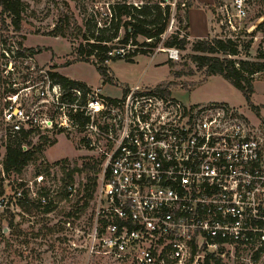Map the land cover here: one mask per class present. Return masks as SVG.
Listing matches in <instances>:
<instances>
[{"label":"built area","instance_id":"2783aa9c","mask_svg":"<svg viewBox=\"0 0 264 264\" xmlns=\"http://www.w3.org/2000/svg\"><path fill=\"white\" fill-rule=\"evenodd\" d=\"M178 1L160 2L170 7L162 40L186 37L175 16ZM218 12L235 29L234 20L246 16L245 0L222 3ZM161 50L179 59L176 48L158 46L151 55ZM12 64H2L5 75ZM37 73L40 80L30 83V74L4 91V128L6 135L81 132L100 150L88 256L120 264H212V257L223 262L237 248L264 253L263 125L224 102L186 103L138 84L109 97L100 88L62 86L48 70Z\"/></svg>","mask_w":264,"mask_h":264},{"label":"rangeland","instance_id":"374dc122","mask_svg":"<svg viewBox=\"0 0 264 264\" xmlns=\"http://www.w3.org/2000/svg\"><path fill=\"white\" fill-rule=\"evenodd\" d=\"M22 1L24 9L19 30L14 29L11 18L0 9V264H120L105 257L87 254L88 234L95 217L94 193L85 210L81 214L77 213L78 218L66 215L84 194L83 184L87 173L93 176V172L86 169V166L101 161L100 150L87 144L81 132L52 130L34 133L30 138L32 145L40 146L41 149L37 157L24 167L19 176L6 177L3 174L6 131L2 119V97L9 83L15 81L19 82L18 86H22L23 80L30 74V83L36 82L41 79L37 73L39 68L47 71L57 66L61 74L73 78L82 76L96 88L104 84V90L110 95H119V89L124 86L138 84L153 87L160 83L169 84L170 92L183 102H224L236 108L239 115L248 122L264 126V71L254 75L251 101L255 109L248 105L241 91L227 79L221 75L208 76L204 70L196 69L189 58L190 45L184 50H178L179 59L176 61L168 59L165 50L157 51L154 57V54H138L132 62L125 59L111 60L107 64L110 75L114 76V83L103 81L92 63L76 61L70 64L74 59L73 47L79 43L80 38L54 36L51 31L55 23L67 14L73 27H83L85 18L91 24H99L109 16L110 4L117 1L140 4L144 0ZM230 1L215 0L208 8L212 13V27L207 37L231 36L242 44L248 40L249 31L261 21L262 17H258V14L264 12V0H245L246 16L234 20L235 29L221 22L223 17L218 12L220 4L229 6ZM191 2L194 5L195 0ZM261 34L257 32L249 51L241 50L238 57L254 58ZM188 40L192 42L194 39ZM15 47L25 52L26 49L36 51L32 55L33 60H22L20 53L14 51ZM118 50L114 49L110 54L114 55ZM8 59L13 61L14 70L5 75L2 64ZM100 163L96 165L98 170ZM74 167L81 169L72 175V184L78 192L74 190L63 197L66 173ZM36 172L41 174L36 175ZM18 182L24 185L16 188ZM43 190H47L48 197L53 200L54 210L49 213H43L41 209L32 210L31 213L23 211L17 201L18 198L23 200L22 191H26L27 198L36 199L37 192ZM83 201L84 198L80 199L79 204ZM239 250L237 248L234 254L225 257L223 264H264V253L250 256Z\"/></svg>","mask_w":264,"mask_h":264},{"label":"trees","instance_id":"16d2710c","mask_svg":"<svg viewBox=\"0 0 264 264\" xmlns=\"http://www.w3.org/2000/svg\"><path fill=\"white\" fill-rule=\"evenodd\" d=\"M163 0H144L140 4H134L128 1H117L110 4L109 16L99 23L91 24L90 20L84 19L83 27H73L67 14H64L54 25L51 33L62 37L70 36L80 38L79 43L73 47V61H83L92 63L103 81L112 82L109 75V66L107 62L117 59H125L133 61L138 54L151 55L154 50L160 46L165 48H176L184 50L190 45V60L195 64L196 69L204 70L208 76L221 75L227 79L235 88L241 91L248 105L256 106L251 101V94L254 91V75L260 71H264V12L258 14L262 17L254 28L248 33V40L240 44L233 37H205L194 39L189 42L186 37H178L177 34H170L163 40L161 34L164 33L168 19L170 16L169 5L161 6ZM193 3L191 0H179L175 7V16L179 25L187 30V9ZM0 9L2 13H6L11 18V23L15 30L20 29L21 14L24 9L22 0H0ZM183 13V14H182ZM97 34H94V33ZM257 32H261V41L256 50L254 58L238 57L241 50L249 51L254 37ZM147 39H150L147 41ZM130 46L129 49L127 47ZM123 49L124 53H110L114 50ZM33 55L36 53L33 49H26ZM169 62L172 67L171 61ZM48 70V75L55 82L62 86H87L79 81L67 78L58 71ZM155 89L162 94L169 95V84H158ZM38 130H20L14 135L7 134L5 140V152L2 159V171L6 177L11 175L19 176L26 165L32 162L38 152L40 146L32 145L30 140L34 133ZM26 145V148L24 147ZM94 161V160H93ZM101 162V161H100ZM96 161L91 165H87L86 169L93 172V176L87 173L86 182L83 184L84 194L72 205L71 210L67 212V216L78 218L77 213L81 214L87 207L88 201L92 198L96 188L97 174L99 172L96 167L100 163ZM75 171H81L80 168L74 167L71 172L66 173L67 178L64 179L63 197L71 193L66 189L67 185L72 184V175ZM41 174L36 172V175ZM23 182H18L16 188L22 187ZM78 189H75L76 192ZM22 201L18 198L19 206L23 211L31 213L32 210L41 209L43 213H49L55 208L52 199L48 197L47 190L37 192L36 199L27 198L26 191H22ZM66 192V193H65ZM43 197V198H42ZM84 201L79 204L80 199ZM44 199L42 203L41 200ZM209 263V262H208ZM212 264H223L221 259L212 257Z\"/></svg>","mask_w":264,"mask_h":264},{"label":"crops","instance_id":"0c3cea01","mask_svg":"<svg viewBox=\"0 0 264 264\" xmlns=\"http://www.w3.org/2000/svg\"><path fill=\"white\" fill-rule=\"evenodd\" d=\"M214 2H215V0H195L194 5L192 4L187 9V30H186V32L188 35V39L192 40V39L205 38L210 34L211 27H212V13H211V10H209L208 8L210 6H212L214 4ZM134 59H135V57H134ZM74 62H76V61H73L70 64H72ZM77 62H83V61H77ZM53 70L61 73L59 71L60 68L57 66H55V68ZM109 75H110V73H109ZM64 76H66L67 78L82 82L90 88H96L93 85H91L90 82L87 81L82 76H80L78 78L69 77L67 75H64ZM110 77L112 79V82H110V83H114V76L110 75ZM100 79H101V77H100ZM155 86H153V87H155ZM104 87H105L104 84H102V85L99 84L97 88H100L101 92L104 95L109 96V97H118L121 95V93L124 91V89L127 88V86L120 88L119 89V95H110L107 90H104Z\"/></svg>","mask_w":264,"mask_h":264}]
</instances>
